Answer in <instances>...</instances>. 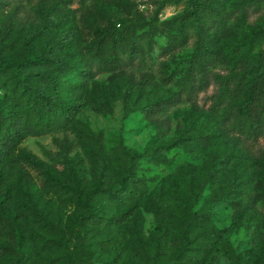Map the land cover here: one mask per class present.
Wrapping results in <instances>:
<instances>
[{
    "label": "trees",
    "instance_id": "trees-1",
    "mask_svg": "<svg viewBox=\"0 0 264 264\" xmlns=\"http://www.w3.org/2000/svg\"><path fill=\"white\" fill-rule=\"evenodd\" d=\"M74 1L86 0H34L33 18L24 22L9 0H0V257L4 264H203L225 228L204 209H191L192 192L215 181L234 146L223 154L210 151L200 177L198 164L186 162L180 173L186 190L176 184L153 190L147 183L152 177L140 172L146 152L126 145L117 133L91 129L78 114L86 108L109 114L116 100L123 117L139 111L158 138L147 153L155 160L159 147L181 143L178 135L162 138L168 124L157 112L181 91L204 86L205 64L222 54L237 69L221 77L215 94L216 103L227 99L221 119L232 120L247 137L264 136V8H258L264 0H182L179 10L163 18L158 10L147 17L117 13L106 0H95L103 22L85 32L75 21ZM228 5L239 10V19L246 7L257 12L253 26L235 41L221 40L233 31ZM156 36L163 37L162 54L192 38L183 86L176 91L160 90L144 68ZM162 71L160 79L168 80ZM99 72H106L105 80L94 79ZM56 130L70 132L81 151L72 171L21 145L29 135ZM52 141L62 155L71 146L65 134ZM29 170L40 176L36 187ZM211 197L229 198L236 222L264 200V186L242 195L231 180L213 186ZM138 208L151 213L154 230L144 234L134 220L129 236L121 225Z\"/></svg>",
    "mask_w": 264,
    "mask_h": 264
},
{
    "label": "rangeland",
    "instance_id": "rangeland-1",
    "mask_svg": "<svg viewBox=\"0 0 264 264\" xmlns=\"http://www.w3.org/2000/svg\"><path fill=\"white\" fill-rule=\"evenodd\" d=\"M109 6L117 13L137 11L144 16H150L158 10L159 18L166 17L182 6V0H106ZM34 0H9L8 5L15 6V13L24 22L33 18L32 4ZM75 21L85 32L90 24L102 23V17L98 14L95 0H86L79 4L73 2ZM227 26L233 30L228 35L221 37H235L240 31H248L255 21L257 12L252 6L246 7L245 16L239 19L240 12L230 5ZM259 9L264 8V1L259 3ZM156 44L150 51V57L144 68L151 71L160 90L169 88L176 91L183 82L181 75L186 63V56L191 51L193 42L189 38L183 45L166 54L159 53L158 44L163 42L162 36H156ZM162 68V69H161ZM165 70L169 74L168 80H161L160 74ZM237 67L222 55L205 64L204 86L190 93L181 91L180 97L173 103L163 107L157 112L158 116L167 121V131L163 139L171 135L180 136L181 143L167 148L159 147L156 159H149L147 153L156 146L158 138L154 127L147 117L139 111L130 112L121 116L120 102L113 103L112 112L101 115L88 108L82 109L78 116L87 123L91 129H101L104 134L117 133L123 142L146 154L140 160V172L145 176H151L148 187L153 190H165L166 185L176 184L185 189L186 180H181L180 173L186 162L198 164L196 177H200L207 167V158L210 151L217 150L221 154L233 148L225 163L223 170L215 181L206 182L201 190H193L194 203L192 210L204 209L212 222L218 227H224L225 231L219 238L216 247L206 257L203 264H264V200H257L253 207L242 214L234 222L232 220V206L229 198L212 199L213 186H224L231 180L236 182L239 194H245L249 190L259 189L264 186V136L247 137L236 129L232 120H223L220 113L227 99L222 103L214 101L215 94L220 86L221 77H230ZM136 75V72H135ZM194 75V81L197 80ZM106 72H99L94 76L95 80H105ZM229 79V84H231ZM207 133V136H206ZM65 134L71 141L69 150L64 154L58 152V147L52 141V136L61 137ZM229 139H233L230 142ZM21 145L37 154L40 158L53 163L58 169L74 170L76 160L82 156L79 147L74 143L72 134L68 131H51L41 135H29L21 141ZM82 166L87 168L88 163L83 160ZM31 184L38 186L40 176L33 170H29ZM134 220L140 225L144 234L154 230L152 215L149 211L138 208L136 216H132L121 225V231L127 235L132 234ZM233 254H237L233 257ZM5 263V258L0 257V264Z\"/></svg>",
    "mask_w": 264,
    "mask_h": 264
}]
</instances>
